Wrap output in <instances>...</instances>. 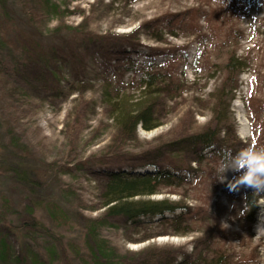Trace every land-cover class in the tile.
Segmentation results:
<instances>
[{
	"label": "rangeland",
	"instance_id": "obj_1",
	"mask_svg": "<svg viewBox=\"0 0 264 264\" xmlns=\"http://www.w3.org/2000/svg\"><path fill=\"white\" fill-rule=\"evenodd\" d=\"M51 3L56 12L47 7L50 0H0V241L9 262L35 264V254L50 262L53 247L52 264H67V253L72 264H83L86 233L105 220L99 238L121 264H177L185 258L209 264L219 257L220 264H264V206L249 203L250 210L239 215L255 200L253 190L229 191L227 181L215 178L224 153L264 146V0ZM32 48L45 59L49 50L56 53L51 62L60 67L58 81ZM232 54L246 63L235 73L226 69ZM40 72L52 88L37 79ZM146 72L175 81L155 93L157 126L139 124L136 140L114 143L117 127L103 83L113 82L107 91L112 95L117 90L136 99ZM215 109L222 116L227 110L228 120L217 125ZM208 124L218 129L217 150L186 148L177 154L183 163L173 181L160 182L155 194L143 197L184 209L137 221L106 220L101 195L110 169L152 171L153 162L166 163L158 158L169 143ZM225 175L231 180L239 173ZM163 252L165 259L147 263Z\"/></svg>",
	"mask_w": 264,
	"mask_h": 264
},
{
	"label": "trees",
	"instance_id": "obj_2",
	"mask_svg": "<svg viewBox=\"0 0 264 264\" xmlns=\"http://www.w3.org/2000/svg\"><path fill=\"white\" fill-rule=\"evenodd\" d=\"M47 7L50 11L56 12L58 6L56 4H52L50 0V4ZM49 10L44 12L48 13ZM72 29L76 30L78 28ZM158 41L161 40L158 39ZM0 47H2L1 44ZM32 50V53L34 54L33 56L37 55V60L43 62L46 72L47 68L51 70L49 71L51 75L50 77H52L54 81H58L60 79V67L58 66V68L57 66H53L51 62H56V53L53 50H49V57L45 59L42 53L40 54L38 50L37 52L34 48H32ZM150 63V65L153 67L154 65L151 61ZM244 67H246V63L236 54L230 55L226 60V69L228 70V72L234 71L235 73L240 69H244ZM145 74L146 78L142 79L140 82L141 86L143 87L140 91L141 95L136 99L128 96L124 92H117V90L112 95L107 91H112L111 85H113V82L107 79V81L103 83L104 88L109 85V87L106 88L103 94L105 95L104 99L107 103L106 106L108 114L112 118V121L114 123L113 125L117 127V133L112 140L114 143H117L118 141H121L120 143H122L123 141L128 139L136 140V130L139 124H142L143 127L147 130H151L152 128L157 126V123L152 122V116L155 115L157 109L154 106V103L156 101L155 93L159 92V90L163 88L162 86L169 88V86H172V83L175 81L170 75L164 76L163 74H160V77H157L158 75L153 72H146ZM39 75L40 77L37 79L41 80L44 86H49L50 88L53 87L49 84L51 83L49 77L46 80L44 77H42L41 72ZM155 84H157L156 88L154 87L155 89H152ZM234 86V81L230 80V93L232 92ZM177 91L178 90H174L172 92V96L173 94H176ZM223 92L224 88L222 85V89L218 92V94ZM219 104V98L217 96V103L215 108H220V106H218ZM217 109L213 111L214 121H216L215 123L219 125L223 123L222 121L228 120L227 110L224 112V116H222L217 112ZM228 130L231 131L232 129L228 128ZM217 131L218 129L212 130L210 124H208L201 133L197 135H189L187 137V140H180L177 142L169 143V148H167V150H165L166 152L162 153L158 158L159 160H165L166 163L153 162L152 164L156 166V168H154L152 171L128 172L120 171L119 169H110L108 171V180L104 185L103 192L101 195L103 197L102 207H106V220L122 216L130 221H137L141 217H162L165 215V213H171L174 215V213L178 211V209H184L183 207L174 205L173 203H170L166 200L154 201L150 198L143 199V197H149L155 194L157 192L156 188L158 185H160V182L173 181L171 176L174 175V172L178 171L177 165H179V163H183L181 158H179L177 154H180V152H183L184 150L188 151L186 150V148H188L190 151L191 146L196 147L198 145L202 150L212 147L213 151H216L219 144ZM193 153L197 154V156L194 154L196 159L200 160L199 156L203 158L202 155H199L198 151H193ZM17 172L18 174H21V178L26 181V173L20 172L18 170ZM58 209H61L62 211L61 207H59ZM104 222L99 221L89 227L85 238V241L88 240L89 243L86 242L87 248L86 254H84L86 258L82 257L83 264H121V261L115 257V253L111 249L112 247L108 246V243L105 240L99 238L97 230L101 228V223L102 226L105 224ZM33 228L41 229L39 226L36 225H34ZM50 236L53 238L52 235ZM54 236L57 239L56 244L58 245V247L59 245L62 246L63 240L57 238L56 235ZM48 251L51 256V258H49L50 262H47L46 260L43 261L40 256H37L35 254V264H52V258L54 260L55 257H57V253L53 247L49 248ZM63 251H65V248L63 249ZM60 253H62L61 250ZM163 258H166V252L158 253L156 256L153 255L150 258L151 262H147L150 260L147 259L145 263H152L153 261H158ZM69 259L74 262V258L72 256H68L67 253L64 260L67 261V264H72ZM9 260L10 257L8 253V247L5 241L1 240L0 264H11ZM217 260V263H214L216 260H211L209 264L222 263V257L217 258ZM15 261L16 263H18L20 259L16 257ZM177 264H194V261H192V259L185 258L179 261Z\"/></svg>",
	"mask_w": 264,
	"mask_h": 264
},
{
	"label": "clouds",
	"instance_id": "obj_3",
	"mask_svg": "<svg viewBox=\"0 0 264 264\" xmlns=\"http://www.w3.org/2000/svg\"><path fill=\"white\" fill-rule=\"evenodd\" d=\"M227 3V0H221ZM241 136L247 135V130L241 131ZM239 173L231 180L225 175L227 171ZM215 178L220 182L227 181L229 191H239L241 187L251 188L253 197L256 199L246 202L240 210L239 215L243 216L250 210L249 203L264 206V146L256 147L249 145L236 152H226L216 168ZM264 210V209H262Z\"/></svg>",
	"mask_w": 264,
	"mask_h": 264
},
{
	"label": "bare ground",
	"instance_id": "obj_4",
	"mask_svg": "<svg viewBox=\"0 0 264 264\" xmlns=\"http://www.w3.org/2000/svg\"><path fill=\"white\" fill-rule=\"evenodd\" d=\"M263 215H264V212H263ZM261 221H262V223L264 224V218H263Z\"/></svg>",
	"mask_w": 264,
	"mask_h": 264
}]
</instances>
